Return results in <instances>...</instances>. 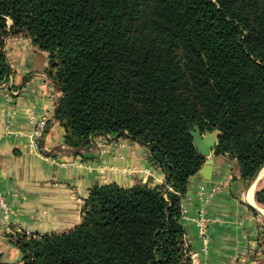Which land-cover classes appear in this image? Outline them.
Segmentation results:
<instances>
[{
	"label": "trees",
	"instance_id": "trees-1",
	"mask_svg": "<svg viewBox=\"0 0 264 264\" xmlns=\"http://www.w3.org/2000/svg\"><path fill=\"white\" fill-rule=\"evenodd\" d=\"M10 36L49 53L65 147L127 138L166 176L95 186L68 233L9 235L23 264H192L183 201L207 158L191 132L218 130L245 183L264 166V0H0V84Z\"/></svg>",
	"mask_w": 264,
	"mask_h": 264
},
{
	"label": "crops",
	"instance_id": "crops-1",
	"mask_svg": "<svg viewBox=\"0 0 264 264\" xmlns=\"http://www.w3.org/2000/svg\"><path fill=\"white\" fill-rule=\"evenodd\" d=\"M5 52L13 73L0 84V194L8 203L7 211L0 207V255L5 264H23L9 235L68 233L81 225L95 186L158 187L166 176L150 161L147 147L127 138L95 137L81 154L65 147V130L55 119L64 94L49 76V53L30 38L12 36L5 41ZM41 119L48 121V129L35 147L32 135ZM210 159L211 168L204 165L191 178L183 201L190 252L197 254V264H264V208L255 200L264 174L245 183L229 155ZM215 184L222 191L203 204L201 188ZM202 208L213 220L207 246L195 222Z\"/></svg>",
	"mask_w": 264,
	"mask_h": 264
},
{
	"label": "built area",
	"instance_id": "built-area-1",
	"mask_svg": "<svg viewBox=\"0 0 264 264\" xmlns=\"http://www.w3.org/2000/svg\"><path fill=\"white\" fill-rule=\"evenodd\" d=\"M48 129V121L46 119H41L36 123L33 135H32V144L35 147L39 146L40 141L45 136ZM222 191V187L218 184H215L214 186L210 188H206L203 186L200 190V196L202 199L203 204L209 203L218 193ZM0 207L7 211L8 209V203L6 198L0 194ZM196 225L199 230V234L202 238L203 244L207 246L209 244V235L208 230L210 228V225L212 224L213 220L207 215L204 208H202L199 211V214L197 218L195 219ZM190 260L192 261V264H197L196 262V253L190 252L189 254Z\"/></svg>",
	"mask_w": 264,
	"mask_h": 264
},
{
	"label": "water",
	"instance_id": "water-1",
	"mask_svg": "<svg viewBox=\"0 0 264 264\" xmlns=\"http://www.w3.org/2000/svg\"><path fill=\"white\" fill-rule=\"evenodd\" d=\"M191 135L198 152L207 158L204 169H210L213 164V160L210 159V157L214 155L215 149L218 146L219 138L221 136L220 132L218 130L213 132L207 130L203 133L199 127H195L191 132ZM263 168L264 166L257 172L252 181H255L258 178Z\"/></svg>",
	"mask_w": 264,
	"mask_h": 264
},
{
	"label": "bare ground",
	"instance_id": "bare-ground-1",
	"mask_svg": "<svg viewBox=\"0 0 264 264\" xmlns=\"http://www.w3.org/2000/svg\"><path fill=\"white\" fill-rule=\"evenodd\" d=\"M262 174H264V169L262 170V172H261L259 177H261ZM252 196H253V191H251L250 194H248L247 197H249V200H252ZM260 212L264 215V209H261Z\"/></svg>",
	"mask_w": 264,
	"mask_h": 264
},
{
	"label": "rangeland",
	"instance_id": "rangeland-1",
	"mask_svg": "<svg viewBox=\"0 0 264 264\" xmlns=\"http://www.w3.org/2000/svg\"><path fill=\"white\" fill-rule=\"evenodd\" d=\"M232 161H234V160H232ZM236 162V161H235ZM235 165H236V167H237V164L235 163Z\"/></svg>",
	"mask_w": 264,
	"mask_h": 264
}]
</instances>
